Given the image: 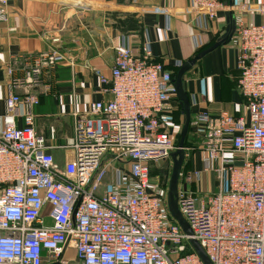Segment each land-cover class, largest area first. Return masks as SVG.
Wrapping results in <instances>:
<instances>
[{"label": "built area", "instance_id": "2783aa9c", "mask_svg": "<svg viewBox=\"0 0 264 264\" xmlns=\"http://www.w3.org/2000/svg\"><path fill=\"white\" fill-rule=\"evenodd\" d=\"M257 2L262 20L247 24L237 15L243 6L191 0L209 21L232 14L236 89L246 113L199 112L190 121L204 153L201 169L181 171L177 183L176 206L190 236L167 208L171 166L155 179L162 185L151 181V166L176 149L163 118L176 96L148 44L140 56L126 46L115 50L109 78L99 77L110 99L72 114V136L63 145L36 131L37 97L12 91L37 85L63 58L41 53L21 79L9 76L0 115V264H65L68 243L78 264H203L190 240L210 264H264V0ZM6 4L0 0V23L8 20ZM210 176L212 192L203 183Z\"/></svg>", "mask_w": 264, "mask_h": 264}, {"label": "crops", "instance_id": "0c3cea01", "mask_svg": "<svg viewBox=\"0 0 264 264\" xmlns=\"http://www.w3.org/2000/svg\"><path fill=\"white\" fill-rule=\"evenodd\" d=\"M222 2L243 6L237 15L244 23L259 24L262 20L255 12L257 0ZM6 11L8 20L0 23V115L11 89L10 79H21L41 53L60 55L63 61L45 70L37 85L12 89L18 95L37 97L39 103L32 109L35 129L55 145L70 141L72 114L83 115L91 103L110 99L99 77L109 78L118 47H129L140 56L141 47L148 44L150 59L161 63L173 77L182 63L225 33L228 14V10L223 11L209 21L193 9L191 0H7ZM237 49L231 37L184 74L182 89L189 99L190 121L199 112L213 117L246 113L236 89ZM163 118L171 132L182 125L184 118L176 98L167 104ZM14 121L18 127L23 125L21 118ZM186 141L192 148L185 156L183 170H200L204 153L196 149L195 131L190 125ZM53 154L62 164L64 154ZM203 183L209 185L210 192L215 190L211 176L204 177ZM46 223L50 225L49 220ZM61 261L78 264L72 243L65 247Z\"/></svg>", "mask_w": 264, "mask_h": 264}, {"label": "water", "instance_id": "95a60500", "mask_svg": "<svg viewBox=\"0 0 264 264\" xmlns=\"http://www.w3.org/2000/svg\"><path fill=\"white\" fill-rule=\"evenodd\" d=\"M233 33H234V23L232 20V14L228 13L225 33L220 38H218L210 47H207L201 50L199 53H197L193 57V59L182 63L177 73L172 77L176 100L179 104L184 121L180 129L178 145L176 149L170 154L172 168L170 171V176L167 185V208L172 219L177 223L181 231L188 236L191 235L190 229L186 224V222L179 215L176 206V190H177L178 176L185 159L184 141L190 124L189 99L187 94L182 89V78L184 74L191 69V67L195 64V62L198 59L202 58L204 55L208 54L218 46L229 42ZM159 176L161 177V175ZM189 244L192 250L197 254V256L199 257V259L203 264H210L204 252L202 251V249L200 248V246L196 241L190 240Z\"/></svg>", "mask_w": 264, "mask_h": 264}, {"label": "rangeland", "instance_id": "374dc122", "mask_svg": "<svg viewBox=\"0 0 264 264\" xmlns=\"http://www.w3.org/2000/svg\"><path fill=\"white\" fill-rule=\"evenodd\" d=\"M181 127H182V125H180L179 127H175L174 128V130L172 131V132H170V135H171V138H172V141H173V144H174V147L176 148L177 147V145H178V142H179V134H180V129H181ZM187 136H186V139H185V145H184V149H185V156H186V154L188 155L189 153H190V150H191V148H192V145H188V143H187ZM188 146V150L189 151H187V149H186V147ZM170 160H168V161H162V162H159V163H156V164H153L152 166H151V178L153 179V180H151V181H157V180H155L157 177H160L159 175H161V174H163V171L164 170H168V168L171 166V168H172V162L170 161ZM184 166V165H183ZM182 166V168H181V170H180V172L181 171H184L183 170V167ZM170 168V169H171ZM178 178H179V176H178ZM158 182V184L159 185H162V183L163 182H161L160 180L159 181H157Z\"/></svg>", "mask_w": 264, "mask_h": 264}, {"label": "trees", "instance_id": "16d2710c", "mask_svg": "<svg viewBox=\"0 0 264 264\" xmlns=\"http://www.w3.org/2000/svg\"><path fill=\"white\" fill-rule=\"evenodd\" d=\"M188 133V132H187ZM187 136V135H186ZM186 139V138H185ZM184 145H185V141H184Z\"/></svg>", "mask_w": 264, "mask_h": 264}]
</instances>
